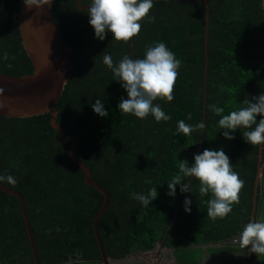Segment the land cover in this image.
<instances>
[{
	"label": "trees",
	"instance_id": "obj_1",
	"mask_svg": "<svg viewBox=\"0 0 264 264\" xmlns=\"http://www.w3.org/2000/svg\"><path fill=\"white\" fill-rule=\"evenodd\" d=\"M77 2L55 0L52 5L73 61L72 75L56 108L65 135L78 141L77 156L109 194L108 207L99 220L107 256L123 259L161 245L162 250L175 251L178 264H200L205 252L234 251L231 241L239 240L243 226L252 221L259 145L244 141L241 132L251 129H237L233 139L224 138L217 123L220 117L209 106L222 107L226 115L264 92L263 7L258 0H208L205 96L204 2L154 0L148 13L154 19L149 21L146 16L139 22L134 52L132 38L117 41L111 33L103 41L94 38L87 10L79 11ZM19 5L20 0H0V55L8 56L0 60V72L13 76L34 72L19 32ZM156 42H164L181 61L173 101L158 98L153 102L170 115L167 122H157L151 115L141 120L121 113L116 105L121 97L127 98L126 91L112 80L111 70L102 62L105 54L114 64L125 56L143 58L146 48ZM98 98L109 111L107 117L92 110ZM50 120L49 113L24 118L0 115V175L16 179L15 185H3L24 197L41 264H102L94 218L103 205V194L86 183L84 171L71 158L70 143L59 140ZM180 120L193 126L204 120V132L196 129L186 136L177 131ZM219 148L244 184L232 211L212 220L206 214L211 193L201 196L198 179L183 177L179 163L180 159L191 163L193 154L204 149ZM176 175H181L192 192L181 193L177 185L175 196L167 195L168 181ZM149 189L158 193L149 205L132 198L133 193ZM186 196L192 200L190 212L184 211ZM260 198L261 182L255 221ZM236 246L249 261L250 245L245 249ZM0 264H36L19 199L1 189Z\"/></svg>",
	"mask_w": 264,
	"mask_h": 264
},
{
	"label": "clouds",
	"instance_id": "obj_2",
	"mask_svg": "<svg viewBox=\"0 0 264 264\" xmlns=\"http://www.w3.org/2000/svg\"><path fill=\"white\" fill-rule=\"evenodd\" d=\"M28 7L37 9L50 0H24ZM264 7V0H258ZM87 4L88 23L93 28L94 38L101 41L107 33L117 41H129L140 31L142 18L147 16L149 21L154 17L148 15L153 7L154 0H89ZM8 59L7 53L0 55V60ZM102 62L111 70L113 79L120 83L126 91L127 98L121 97L116 105L123 114H130L138 119H145L151 115L155 121L167 122L171 119L158 104L153 102L158 98L166 103L173 101V86L178 75L181 61L175 53L167 48L164 42H156L154 46H148L143 58L132 59L125 56L117 63H113L110 55L105 54ZM104 102L99 98L91 104L92 110L100 117H107L109 111L104 108ZM246 107L232 110L222 115L224 109L215 104L209 106L213 114L219 116L217 121L220 134L226 139H233L237 129H251L243 131L242 136L247 144L264 145V92L245 101ZM259 115V119L257 116ZM191 119V114H187ZM255 125L253 128L252 126ZM203 121L196 125L186 124L184 120L177 122V131L184 135H190L196 129L203 130ZM179 172L183 177L196 178L199 181V194L201 196L211 193L213 198L207 201V216L212 220L223 219L232 211V206L239 202V192L244 181L238 177V173L232 170L229 157L219 149H204L199 154H193L192 162L180 159ZM15 185L16 179L12 175H0V184ZM179 191L192 192L189 184L182 183L181 175H176L168 181L167 195L174 197L176 186ZM157 190L149 189L147 193H133L132 198L140 204L147 206L157 197ZM192 200L185 197L183 207L185 212H190ZM251 245L248 251L255 253L257 258L264 256V219L247 222L239 234V246L245 249Z\"/></svg>",
	"mask_w": 264,
	"mask_h": 264
},
{
	"label": "water",
	"instance_id": "obj_3",
	"mask_svg": "<svg viewBox=\"0 0 264 264\" xmlns=\"http://www.w3.org/2000/svg\"><path fill=\"white\" fill-rule=\"evenodd\" d=\"M54 1L55 0H50L49 4H45L37 9L35 6H26L24 0H20L18 13L19 32L22 44L33 64L34 72L22 76H13L0 72V115L10 118H24L44 113L50 114V123L52 127L58 131L59 140L62 143H70L69 152L71 158L84 171L86 183L95 187L103 194V205L94 218V230L102 255V264H111L113 259L107 256L99 232V220L108 207L109 194L97 181L91 178L89 167L77 156L75 152L78 143L76 137L65 135L64 127L58 122L56 104L61 98L64 88L72 75L73 61L70 55L71 47L66 44L52 14V5ZM185 1L190 4L202 1L206 7V64L204 86L206 96L210 7L208 0ZM81 2L82 0H78L77 2L78 10H87L88 5H82ZM134 40L135 38L132 37L133 52L135 50ZM205 109L204 103V116ZM203 122L205 123L204 120ZM263 149L264 145H259V164L254 190L252 221H255L256 217L258 185L263 168ZM0 189L19 199L21 212L24 217L36 264H41L23 195L19 191L11 189L3 184H0ZM160 249H162L161 245L158 249L145 251L143 253H153L159 256L158 251Z\"/></svg>",
	"mask_w": 264,
	"mask_h": 264
},
{
	"label": "rangeland",
	"instance_id": "obj_4",
	"mask_svg": "<svg viewBox=\"0 0 264 264\" xmlns=\"http://www.w3.org/2000/svg\"><path fill=\"white\" fill-rule=\"evenodd\" d=\"M235 244V245H232ZM231 245L233 246L234 251L227 252H218L215 254L204 253L202 261L200 264H245V253L244 251L240 252L239 248L236 246V243L232 240ZM161 249L159 256L157 255V260L155 259V254H144L139 252L130 255L129 257L123 259H114L113 264H178L177 258L175 256V251L173 249ZM154 255V256H151ZM205 258V259H204ZM160 260V261H159ZM260 263L264 264V256H260ZM258 262V259L255 260Z\"/></svg>",
	"mask_w": 264,
	"mask_h": 264
},
{
	"label": "crops",
	"instance_id": "obj_5",
	"mask_svg": "<svg viewBox=\"0 0 264 264\" xmlns=\"http://www.w3.org/2000/svg\"><path fill=\"white\" fill-rule=\"evenodd\" d=\"M262 219H264V168H263V173L261 175V198H260V201H259V204H258V220H262ZM250 247H251V245H250ZM166 250H169V249H166ZM247 252H248L247 257H248L249 261H246V259H244L245 260V264H249V263L250 264H258V262H260V260L257 258L256 255H255V258H252V254L253 253L249 252L248 250H247ZM141 253H143V252H139V254H141ZM151 256H154V255H151ZM154 257H155L156 260L158 259L156 254H155ZM257 259H258V262L255 261ZM111 264H113V263H111ZM204 264H206V262Z\"/></svg>",
	"mask_w": 264,
	"mask_h": 264
},
{
	"label": "built area",
	"instance_id": "obj_6",
	"mask_svg": "<svg viewBox=\"0 0 264 264\" xmlns=\"http://www.w3.org/2000/svg\"><path fill=\"white\" fill-rule=\"evenodd\" d=\"M234 242L236 243V245H238L239 246V240H234ZM240 247V246H239Z\"/></svg>",
	"mask_w": 264,
	"mask_h": 264
},
{
	"label": "bare ground",
	"instance_id": "obj_7",
	"mask_svg": "<svg viewBox=\"0 0 264 264\" xmlns=\"http://www.w3.org/2000/svg\"><path fill=\"white\" fill-rule=\"evenodd\" d=\"M263 168H264V165H263ZM263 168H262V173H263ZM260 182H261V177H260ZM260 182H259V183H260Z\"/></svg>",
	"mask_w": 264,
	"mask_h": 264
},
{
	"label": "flooded vegetation",
	"instance_id": "obj_8",
	"mask_svg": "<svg viewBox=\"0 0 264 264\" xmlns=\"http://www.w3.org/2000/svg\"><path fill=\"white\" fill-rule=\"evenodd\" d=\"M129 257V256H128Z\"/></svg>",
	"mask_w": 264,
	"mask_h": 264
}]
</instances>
